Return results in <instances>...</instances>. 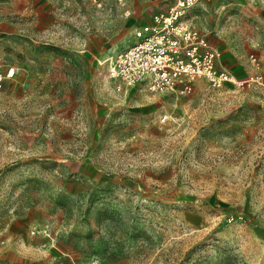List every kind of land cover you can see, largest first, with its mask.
Here are the masks:
<instances>
[{"label": "rangeland", "instance_id": "rangeland-1", "mask_svg": "<svg viewBox=\"0 0 264 264\" xmlns=\"http://www.w3.org/2000/svg\"><path fill=\"white\" fill-rule=\"evenodd\" d=\"M171 1L0 0V264H264V0L186 12L233 81L112 77Z\"/></svg>", "mask_w": 264, "mask_h": 264}, {"label": "built area", "instance_id": "built-area-1", "mask_svg": "<svg viewBox=\"0 0 264 264\" xmlns=\"http://www.w3.org/2000/svg\"><path fill=\"white\" fill-rule=\"evenodd\" d=\"M196 2L177 0L138 26L133 42L111 57L110 75L128 87L144 84L152 92L189 91L198 78L213 86L233 81L232 74L218 66L220 50L186 17ZM4 77L0 73V87ZM90 264L102 261L94 258Z\"/></svg>", "mask_w": 264, "mask_h": 264}, {"label": "crops", "instance_id": "crops-1", "mask_svg": "<svg viewBox=\"0 0 264 264\" xmlns=\"http://www.w3.org/2000/svg\"><path fill=\"white\" fill-rule=\"evenodd\" d=\"M37 1V0H36ZM39 1H43V0H39ZM177 0H173V1H171L168 5H167V7L164 9V10H159V11H157V12H161V11H166L172 4H174L175 2H176ZM250 1L251 0H197V2H196V4L194 5V7L196 8V7H198V6H200V5H208L210 8H215V9H218V7H220V6H222V5H224V6H226L225 4H228V8L230 7H236V8H238V9H240L241 8V6H243V5H245V4H247V3H250ZM258 1H260V0H258ZM42 3V2H41ZM223 7V6H222ZM227 7V6H226ZM47 8L48 9H50L51 10V12H55L56 11V9H58V6H57V4H56V2H55V0H47ZM193 8V7H192ZM191 10L192 9H189L188 10V13H190L191 12ZM157 12H154L152 15H151V17L148 19V20H146V21H144L142 24H144V23H146V22H149L150 20H151V18H152V16L155 14V13H157ZM142 24H140V25H142ZM139 25V26H140ZM199 30H200V28H199ZM200 31H202V30H200ZM203 32V31H202ZM208 36V39L210 40V37H209V34H207ZM133 40H134V37H133ZM133 42V41H132ZM131 42V43H132ZM130 45V44H129ZM128 45V46H129ZM257 58V57H256ZM258 59V58H257ZM253 61V60H252ZM254 63V62H253ZM218 65H219V61H218Z\"/></svg>", "mask_w": 264, "mask_h": 264}]
</instances>
